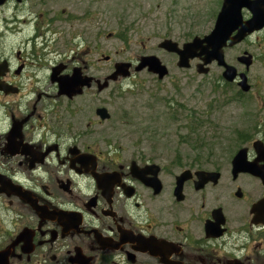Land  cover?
I'll return each instance as SVG.
<instances>
[{
  "label": "flooded vegetation",
  "instance_id": "flooded-vegetation-1",
  "mask_svg": "<svg viewBox=\"0 0 264 264\" xmlns=\"http://www.w3.org/2000/svg\"><path fill=\"white\" fill-rule=\"evenodd\" d=\"M214 1L217 16L223 0ZM88 3L0 4V250L30 228L34 251L20 243L15 254L38 264H264V159L253 147L264 145V118L254 134L238 131L233 154L201 145L172 165L127 153L103 132H76V116L91 115L88 96L103 93L96 83L72 97L59 91L76 68L91 76ZM233 7L243 23L263 18L233 47L244 43L240 55L264 65V0ZM97 108V124L111 123ZM241 148L256 167L235 173Z\"/></svg>",
  "mask_w": 264,
  "mask_h": 264
},
{
  "label": "rangeland",
  "instance_id": "rangeland-1",
  "mask_svg": "<svg viewBox=\"0 0 264 264\" xmlns=\"http://www.w3.org/2000/svg\"><path fill=\"white\" fill-rule=\"evenodd\" d=\"M88 4L91 9L87 23L91 75L104 79L114 71L117 62H132L133 67L129 77L120 76L103 93L88 96L93 108L91 117L79 121L77 115L76 132L88 135L86 139L98 138L103 132L101 137L117 148L169 165L185 155L196 154L194 148L199 137L204 139L203 146H210L213 152L221 147L224 148L221 154H225V149L233 154L243 144L237 143L238 131L254 134L252 126L264 118V65L261 62L250 68L252 90L243 93L240 100L227 103V98L235 94L238 87L225 85L223 69L215 62L207 74L197 72V59L192 61L191 68L182 69L176 64V54L158 46L165 38L182 45L196 35L210 33L216 20L214 0H89ZM244 48L243 43L225 49L227 61L242 71L245 68L239 64L237 56ZM152 54L169 68L168 76L162 80L147 69L134 70L141 56ZM103 55L110 56V60L105 61ZM39 85L44 89L46 83ZM172 98L177 103L170 108L165 100ZM181 105L186 110L181 111ZM99 106L107 107L114 114L111 123L97 124L94 108ZM188 110L194 114L187 116ZM121 114L127 116L129 125L118 123ZM171 114L175 119L170 118ZM195 117L198 118L196 134L188 127ZM2 241L0 235V243ZM24 263L38 264L35 258L27 262L18 256L11 261V264Z\"/></svg>",
  "mask_w": 264,
  "mask_h": 264
},
{
  "label": "water",
  "instance_id": "water-1",
  "mask_svg": "<svg viewBox=\"0 0 264 264\" xmlns=\"http://www.w3.org/2000/svg\"><path fill=\"white\" fill-rule=\"evenodd\" d=\"M4 2H6V0H0V4ZM233 6L234 0H224L222 9L217 16L215 27L210 34L204 37L196 36L192 41L186 42L182 46H180L177 41L167 38L159 44V47L168 52L176 53L178 55L177 66L180 68H190L192 60L200 59L201 61L197 63L196 69L201 74H207L210 71L209 65L217 61L218 65L225 68L223 77L229 82L234 81L238 76V71L235 66L226 62L224 48L227 45L233 46L241 42L252 31L263 26V18L254 17L252 20L243 23L238 9ZM236 30L237 33L233 35ZM109 58V56L104 57L105 60ZM239 61L249 68L252 64V56L244 54L239 57ZM131 67V62L115 63L114 72L108 75L104 81L101 79L96 80L98 89L102 91L108 88L110 81L117 80L119 76H130ZM145 68L157 74L159 79H163L169 74L168 67L163 64L161 59L156 55H144L140 57L138 65L135 66V71H141ZM240 77L241 81L239 85L244 91H249L251 86L248 83L246 73H241ZM94 80V77L81 75L80 69L76 68L72 76L58 79L59 91L61 94L72 97L81 94L85 87H91ZM97 113L103 119L110 116L105 107L98 108ZM253 146L259 157L264 159L263 143L261 141H255ZM246 156L247 148L240 149L235 155L233 159L235 173L247 171L252 169V167H256V163L247 162ZM30 231H32L30 228L23 229L11 244L0 251V264H10L11 257L16 255L15 248L20 243H22V253L30 255L34 251L33 234H31ZM80 259V257H75L73 262L76 264H85Z\"/></svg>",
  "mask_w": 264,
  "mask_h": 264
},
{
  "label": "trees",
  "instance_id": "trees-1",
  "mask_svg": "<svg viewBox=\"0 0 264 264\" xmlns=\"http://www.w3.org/2000/svg\"><path fill=\"white\" fill-rule=\"evenodd\" d=\"M228 86H230V84H227ZM229 99V101H230V98H228ZM168 101V102H167ZM228 101V102H229ZM167 102V105H168V107H173L174 105H175V102L172 100V101H170V100H165V103ZM179 105V104H178ZM181 107H183V108H185V106L184 105H181ZM182 108V109H183ZM194 114V111H192V110H188L187 111V116H192ZM168 115H170V112H168ZM171 119H175V116L173 115L172 116V114H171V117H170ZM198 118H196L195 117V120H190V122H189V124H188V127L192 130V133H194V134H196V131H197V127H198V120H197ZM190 123H192V125L190 124Z\"/></svg>",
  "mask_w": 264,
  "mask_h": 264
}]
</instances>
